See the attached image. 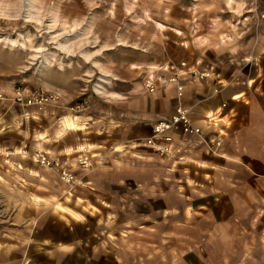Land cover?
I'll return each instance as SVG.
<instances>
[{"label": "crops", "instance_id": "0c3cea01", "mask_svg": "<svg viewBox=\"0 0 264 264\" xmlns=\"http://www.w3.org/2000/svg\"><path fill=\"white\" fill-rule=\"evenodd\" d=\"M203 21L202 34L193 21L172 35L151 26L125 73L96 69L109 79L101 91L63 69L43 128L0 119V264H264V16L234 40L229 19ZM175 75L203 135L178 129L160 154L143 141L179 105ZM60 206L80 219L63 212L71 220L57 231Z\"/></svg>", "mask_w": 264, "mask_h": 264}, {"label": "rangeland", "instance_id": "374dc122", "mask_svg": "<svg viewBox=\"0 0 264 264\" xmlns=\"http://www.w3.org/2000/svg\"><path fill=\"white\" fill-rule=\"evenodd\" d=\"M33 1L44 13L40 25L21 21L24 16H29V2ZM39 2L43 3L44 9ZM51 7L60 9L61 20H66V26L60 23L51 29ZM262 16L264 0H0V119L6 114L11 116L14 121L9 128L13 131L19 130L20 118L43 128L48 107L53 102H42V99L58 96L59 101L63 98L62 91L52 88L54 81L62 84L63 69L71 67L72 71H76L74 75L78 74L77 71L86 72V78L82 80L87 84L86 92L101 91L107 86L102 80L109 79L96 69L111 67L119 74L125 73L131 61L140 60V55L146 53L144 49L148 42L141 35L153 37L155 33L150 29L156 24H161L158 27L162 33L172 35L178 28L177 23L180 25L183 20L187 25L194 23L189 28L200 29L202 34L207 29V23L203 21L199 25L200 20L229 19L234 40L251 33V18ZM16 20H20L19 24L11 25V21ZM77 21L80 26L73 31L72 26ZM65 27L66 30H63ZM76 31L85 37H79L78 50L74 49L70 54L60 51L58 41L71 46L78 40L76 36L79 33L74 35ZM51 36L58 40L52 41ZM82 49L90 55V59L83 57ZM19 94L23 96V102L18 101ZM64 204L70 206L69 202ZM6 206L0 201L1 213ZM64 206H60L64 218L53 220L57 231L62 229L63 223L71 220L64 213L80 219L78 207H71L74 213ZM1 216L2 220L6 219L3 213Z\"/></svg>", "mask_w": 264, "mask_h": 264}, {"label": "built area", "instance_id": "2783aa9c", "mask_svg": "<svg viewBox=\"0 0 264 264\" xmlns=\"http://www.w3.org/2000/svg\"><path fill=\"white\" fill-rule=\"evenodd\" d=\"M159 82L162 81L160 78L158 80ZM170 84H176L177 85V91H178V104L175 112L168 118L162 117L160 121H158L154 127H153V135L152 137L146 139L143 141V144H145L147 147H150L154 152L164 154L167 153L170 149V145L173 142V133L177 131L178 129H182L183 132L187 135H193V136H202L203 131L201 128L196 127L192 124V121H190L188 112L185 110V108L182 105V97H183V87L179 83L178 76L175 75L173 78H170L168 80ZM145 87L149 92H154L156 90V80L154 78H148L145 81ZM18 101L23 102V96L21 94L18 95ZM58 100V96H50L48 99H42V102L45 101H51L55 102ZM41 102V103H42ZM32 104V102H31ZM34 160L36 163L40 164L43 167H47L50 169H61L60 163L56 161H51L48 156L44 152H37L34 155ZM82 166L84 168H89L91 166L90 161L88 159H85L82 162ZM61 177L63 181L67 183H72L74 180L73 175L65 171L64 169L61 172Z\"/></svg>", "mask_w": 264, "mask_h": 264}, {"label": "bare ground", "instance_id": "6f19581e", "mask_svg": "<svg viewBox=\"0 0 264 264\" xmlns=\"http://www.w3.org/2000/svg\"><path fill=\"white\" fill-rule=\"evenodd\" d=\"M45 1V0H44ZM21 3V2H20ZM39 4L41 5V7H42V9H44V7L42 6L43 5V3H41V2H39ZM27 6V5H26ZM39 6V5H38ZM37 6V2L36 1H33L32 3H30L29 2V12H28V14H29V16H24L23 17V19L21 20V21H24V22H30V23H37V24H39V23H41L42 21H43V14L44 13H42L41 12V10H40V8ZM37 8H39V9H37ZM54 10H56V11H54ZM49 14H50V22L53 24L52 26H51V29H55L56 27H57V24H60V23H63V24H60V25H62V26H66V20L63 22V20H61L62 18H63V16H61L62 15V13H60V9H55V8H53V7H51V10H49ZM11 22H13L11 25H13V26H16V25H18L19 24V22H20V20H16V21H11ZM40 25V24H39ZM49 26V25H48ZM61 26V27H62ZM72 26V25H71ZM79 26H80V23H79V21H77L73 26H72V29H73V31L74 30H77L78 28H79ZM75 28H77V29H75ZM92 29V28H91ZM63 30H66V27L63 29ZM52 33V32H51ZM79 32L78 31H76L75 33H74V35L75 34H78ZM70 34H71V31H70ZM82 35L83 34H78V36H76L77 37V42H74V43H72V45L70 46V45H66V44H64V42H60V41H58V49L60 50V51H62V52H67V54L69 53H71V52H73V51H75L74 49H77V47L79 46L78 44H80V42H79V40L81 41V39H79V37H81V38H85V37H82ZM51 39H52V41H57L58 40V38L56 39L55 37H53V36H51ZM66 39V38H65ZM71 39V38H70ZM69 39L67 38V40H65L66 42L68 41ZM73 40V39H72ZM62 41V40H61ZM83 42V41H82ZM83 44H85V43H83ZM80 47V46H79ZM78 50V49H77ZM84 49H82L80 52L81 53H83L82 55H83V57L85 58V59H90V55L88 54V53H85V51H83ZM51 56H53V57H55V55L54 54H51ZM96 64V63H95ZM102 82L104 83V84H109V80H102ZM99 87V86H98ZM99 89H101V87H99Z\"/></svg>", "mask_w": 264, "mask_h": 264}]
</instances>
